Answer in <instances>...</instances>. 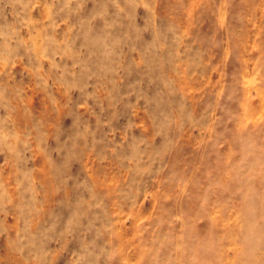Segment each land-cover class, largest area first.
Here are the masks:
<instances>
[{"label":"clouds","instance_id":"clouds-1","mask_svg":"<svg viewBox=\"0 0 264 264\" xmlns=\"http://www.w3.org/2000/svg\"><path fill=\"white\" fill-rule=\"evenodd\" d=\"M0 264H264V0H0Z\"/></svg>","mask_w":264,"mask_h":264}]
</instances>
